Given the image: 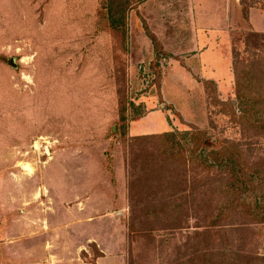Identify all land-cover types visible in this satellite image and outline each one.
I'll return each mask as SVG.
<instances>
[{
    "label": "rangeland",
    "instance_id": "374dc122",
    "mask_svg": "<svg viewBox=\"0 0 264 264\" xmlns=\"http://www.w3.org/2000/svg\"><path fill=\"white\" fill-rule=\"evenodd\" d=\"M251 6L264 29V0H242L238 23L216 27L228 67L219 85L188 66L195 39L211 32L192 0H0V264L6 246L21 254L27 213L29 264H178L209 243L264 259V223L207 228L215 188L167 162L157 136L176 133L190 158L184 133L196 128L209 150L236 143L264 169V130L238 116L236 94L237 74L248 82L242 73L255 65L264 92V47L243 13Z\"/></svg>",
    "mask_w": 264,
    "mask_h": 264
},
{
    "label": "trees",
    "instance_id": "16d2710c",
    "mask_svg": "<svg viewBox=\"0 0 264 264\" xmlns=\"http://www.w3.org/2000/svg\"><path fill=\"white\" fill-rule=\"evenodd\" d=\"M249 9L244 10L243 8L246 18H249ZM250 33L256 34L258 39H260V43L255 44L254 47H264V32L252 30ZM253 67L258 68L255 65L248 70H244L242 73L244 76L241 77H245L248 82L240 78V73L237 74L236 94L237 98L241 101L240 105L242 107L238 112V116L240 118H247L251 128L264 130V115L261 116L259 114L261 112L264 113V92L260 86L254 83L255 78L253 77L255 75ZM206 82L210 83L209 81ZM194 129L193 131L184 133V138L190 139L193 142L190 158L184 155L186 148L176 140V133L170 131L157 136L161 140V154L167 162L200 170L205 175V185L215 188L214 194L212 193L211 196L215 197L216 200H214V205L210 207L212 214L208 215L207 228L221 227L228 223H234L227 222L234 217L242 219L241 222L237 223H264V169L262 165L250 163L246 160L242 148L236 143L222 142L221 146L213 147L209 150V135L202 130ZM136 138L140 137L137 136ZM251 192L255 193L253 198H250V195L246 196L247 193ZM204 199L205 197L203 196L202 201ZM192 200L197 199H186L185 204H189ZM185 204L178 203L175 207H178L181 211L184 209ZM146 209L151 211L153 215L160 217L163 214L171 212V204H164L163 206L146 204ZM210 210L208 211L209 213H211ZM131 225L133 226L134 224ZM228 225V228L237 227L239 229L241 226L236 224ZM206 232L207 235L212 232L215 234L213 237L216 236L215 231L206 230ZM208 238L206 236L207 240ZM199 249L197 250L195 246L191 247L190 250L187 249V252L177 260V263L253 264L238 260L237 256L233 253L235 249L228 246L215 248L213 244L210 245L209 243ZM236 253H238V256L241 255L239 252ZM257 264H264V259Z\"/></svg>",
    "mask_w": 264,
    "mask_h": 264
},
{
    "label": "crops",
    "instance_id": "0c3cea01",
    "mask_svg": "<svg viewBox=\"0 0 264 264\" xmlns=\"http://www.w3.org/2000/svg\"><path fill=\"white\" fill-rule=\"evenodd\" d=\"M192 8L194 10V17L196 18V22L198 24H202L205 27H210L209 29L211 32L208 35L207 33L203 34L205 35V38H196L195 43L197 47V54L194 56V58H191L189 67L193 69V66L195 69H193L195 72H199L207 78L208 80L215 81V83H219L220 85V77L223 76L222 74H226L228 72L227 67V60H225L226 66L222 65L221 62V49L218 44V40L224 37L223 32H218L219 30L227 29L228 26L233 25L234 22L238 23L239 18V11L242 8L240 0H192ZM257 7H252L249 11V19L247 20L252 24V29L258 32H264V29H256L254 19L251 18L253 15L257 16L256 12L254 11ZM196 10V11H195ZM256 14V15H255ZM264 14L259 13V17H263ZM243 17V14L241 12V16ZM245 20V18H244ZM252 20V21H251ZM216 27H218L219 30H216ZM206 43L207 47L200 48V43L203 42ZM205 46V45H204ZM205 48V49H204ZM204 49V50H203ZM216 83V84H217ZM6 201L5 206L6 209L11 206V204L8 202V198L4 199ZM25 212V211H24ZM23 212V214H24ZM27 215V216H26ZM21 225H20V231H21V237L23 248L21 249V254L17 251H11L9 246H6L5 249L8 250V264H12L13 261H15L16 264H29L30 259V247L26 244L29 243V237H30V220L28 213L24 216H21ZM14 218V217H13ZM34 223H37L40 226L39 219L37 221H33ZM7 229V228H6ZM39 231V234H41V231ZM28 239V241H27ZM26 243V244H25ZM10 244V241L7 243ZM40 246V245H39ZM44 249V248H42ZM14 253V254H13ZM5 262V263H4ZM3 264H7L6 261H4Z\"/></svg>",
    "mask_w": 264,
    "mask_h": 264
},
{
    "label": "clouds",
    "instance_id": "9594fccd",
    "mask_svg": "<svg viewBox=\"0 0 264 264\" xmlns=\"http://www.w3.org/2000/svg\"><path fill=\"white\" fill-rule=\"evenodd\" d=\"M22 78H24V77H23V74H22Z\"/></svg>",
    "mask_w": 264,
    "mask_h": 264
}]
</instances>
